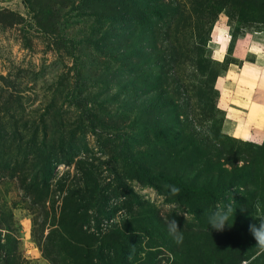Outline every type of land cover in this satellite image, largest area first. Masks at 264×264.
Here are the masks:
<instances>
[{"label":"rangeland","instance_id":"374dc122","mask_svg":"<svg viewBox=\"0 0 264 264\" xmlns=\"http://www.w3.org/2000/svg\"><path fill=\"white\" fill-rule=\"evenodd\" d=\"M260 221L264 0H0V264H264Z\"/></svg>","mask_w":264,"mask_h":264},{"label":"clouds","instance_id":"9594fccd","mask_svg":"<svg viewBox=\"0 0 264 264\" xmlns=\"http://www.w3.org/2000/svg\"><path fill=\"white\" fill-rule=\"evenodd\" d=\"M173 193L178 194L179 189L173 187ZM233 212L231 205L226 207H221L217 205L216 211L209 216V224L216 231L223 232L226 227L230 228L232 225L229 223L230 216ZM186 219V217H185ZM168 228L171 235H173L177 242H182L181 228L177 220L172 219L168 221ZM249 231L257 241V245L264 248V221H260L259 225L251 224L249 225Z\"/></svg>","mask_w":264,"mask_h":264},{"label":"trees","instance_id":"16d2710c","mask_svg":"<svg viewBox=\"0 0 264 264\" xmlns=\"http://www.w3.org/2000/svg\"><path fill=\"white\" fill-rule=\"evenodd\" d=\"M177 14H178V11H174V12H171L168 16H169V20H166L165 22H166V25H165V27L162 29V27H159V26H157V27H155L154 29H153V35L155 36V37H157V40H159V42L161 43V44H159L160 45V54H161V56H162V59L164 60V58H163V55L165 56V60H164V64H162V69H164L165 67H166V65H167V60H168V57L170 56V55H174V56H177V54H178V51H177V49H176V47H175V45L171 42V41H169L170 39H169V37H170V27H171V25H170V22L172 23V21L176 18V16H177ZM157 29V33H156V30ZM161 29V30H160ZM164 34V36H162L161 34ZM160 36H162V37H160ZM162 38H164V41L162 40ZM161 40V41H160ZM157 42V41H156ZM168 56V57H167ZM176 58V57H175ZM174 60V59H173ZM170 68H172V64H171V66H170V64H169V69ZM168 70V69H167ZM163 73H165V74H167V71H164L163 70ZM203 140H210V136H207V137H205V139L204 138H201V139H199V143L197 142V145H199L200 147H199V149L201 148V146H203ZM211 141V140H210ZM222 141H220L219 143L222 145V143H221ZM218 143V141H216V144ZM216 144H215V148L217 149V150H222L223 149V145L222 146H220V147H217L216 146ZM213 145V144H212ZM225 146V145H224ZM234 154H238V153H234Z\"/></svg>","mask_w":264,"mask_h":264},{"label":"crops","instance_id":"0c3cea01","mask_svg":"<svg viewBox=\"0 0 264 264\" xmlns=\"http://www.w3.org/2000/svg\"><path fill=\"white\" fill-rule=\"evenodd\" d=\"M241 60H244V59H241Z\"/></svg>","mask_w":264,"mask_h":264}]
</instances>
